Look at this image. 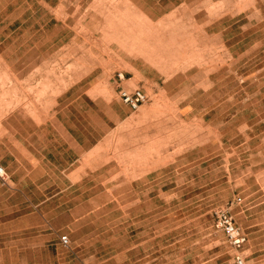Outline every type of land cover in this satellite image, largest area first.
Wrapping results in <instances>:
<instances>
[{"label": "rangeland", "instance_id": "rangeland-1", "mask_svg": "<svg viewBox=\"0 0 264 264\" xmlns=\"http://www.w3.org/2000/svg\"><path fill=\"white\" fill-rule=\"evenodd\" d=\"M89 1L0 0V120L47 111L97 61L113 76L143 59L159 83L31 209L0 203V264H264V0H193L157 21ZM14 48L47 70L17 78ZM224 211L239 252L216 228Z\"/></svg>", "mask_w": 264, "mask_h": 264}, {"label": "crops", "instance_id": "crops-1", "mask_svg": "<svg viewBox=\"0 0 264 264\" xmlns=\"http://www.w3.org/2000/svg\"><path fill=\"white\" fill-rule=\"evenodd\" d=\"M51 1L53 0H43L49 9ZM58 1L73 3L72 9H76L84 0ZM91 1L94 0L89 2ZM121 1L133 4L153 21L175 13L174 9L179 4L193 2ZM223 35L224 30L213 33V36ZM18 50L19 48H14L10 54L11 73L15 72L17 78L18 72L22 70L29 76L30 65L39 67L36 72L47 70L43 63L48 61L46 58L42 56L31 59L28 52L19 53ZM35 60L38 62L30 63ZM134 60L136 61L130 62L133 70L123 72L126 75L121 83L116 82L112 75L107 76L105 69L99 68L101 66L97 61L94 63L95 69L55 95L47 111L30 113L23 107H17L1 118L0 129L4 133L0 136V165L8 174V184L0 183L2 207L13 211L31 209L34 204L32 195L48 192L50 179L54 177H67L66 173L75 174V168L83 157L101 145L131 113L138 111L131 110L122 101L120 89H141L147 94L146 85L159 82L150 76L151 71L144 68H151L150 63L139 58ZM44 79V75L38 78L41 81ZM129 81L136 86L135 89H129Z\"/></svg>", "mask_w": 264, "mask_h": 264}, {"label": "built area", "instance_id": "built-area-1", "mask_svg": "<svg viewBox=\"0 0 264 264\" xmlns=\"http://www.w3.org/2000/svg\"><path fill=\"white\" fill-rule=\"evenodd\" d=\"M116 82L121 83L125 80V74L122 72H116L113 75ZM120 96L122 101L127 104L131 110L136 111L139 107L148 100L147 94L141 89H135L133 91H128L126 89H120ZM8 174L5 168L0 165V183L7 184ZM216 228L219 231L224 232L226 236V241L228 244L236 251H241L247 242V236L238 227L234 221L233 216L228 212L217 213ZM61 242L64 246H69V239L67 236L61 237ZM236 264H244V257L241 255L235 256Z\"/></svg>", "mask_w": 264, "mask_h": 264}, {"label": "bare ground", "instance_id": "bare-ground-1", "mask_svg": "<svg viewBox=\"0 0 264 264\" xmlns=\"http://www.w3.org/2000/svg\"><path fill=\"white\" fill-rule=\"evenodd\" d=\"M139 32H140V31H139ZM149 38H150V37H149ZM141 39H142V38H141ZM130 41H131V40H130ZM141 41H142V40H141ZM153 42H154V41H153ZM132 43H133V41H132ZM153 44H154V43H153ZM155 47H156V46L153 47V50L155 49ZM137 48H138V49H141V48H139V46H138ZM156 48H157V47H156ZM131 49H132V48H131ZM146 50H148V48H147ZM150 50H151V49H150ZM122 73H123V72H122ZM3 75H4V74H3Z\"/></svg>", "mask_w": 264, "mask_h": 264}]
</instances>
